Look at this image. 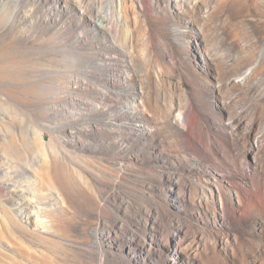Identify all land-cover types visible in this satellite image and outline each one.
Here are the masks:
<instances>
[{
    "label": "rangeland",
    "instance_id": "374dc122",
    "mask_svg": "<svg viewBox=\"0 0 264 264\" xmlns=\"http://www.w3.org/2000/svg\"><path fill=\"white\" fill-rule=\"evenodd\" d=\"M0 264H264V0H0Z\"/></svg>",
    "mask_w": 264,
    "mask_h": 264
}]
</instances>
